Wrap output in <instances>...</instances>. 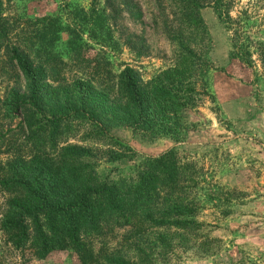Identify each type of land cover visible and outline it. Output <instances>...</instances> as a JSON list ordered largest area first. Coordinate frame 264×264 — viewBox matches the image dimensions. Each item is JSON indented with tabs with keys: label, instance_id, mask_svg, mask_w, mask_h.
I'll return each mask as SVG.
<instances>
[{
	"label": "trees",
	"instance_id": "trees-1",
	"mask_svg": "<svg viewBox=\"0 0 264 264\" xmlns=\"http://www.w3.org/2000/svg\"><path fill=\"white\" fill-rule=\"evenodd\" d=\"M233 3L154 0V23L175 50L172 66L145 81L135 68L116 76L108 61L88 58L82 34L51 16L16 31L0 0V66L14 79L0 100V232L20 264L68 250L79 264H153L157 249L196 245L193 219L204 177L193 162L171 148L126 173L103 175L94 145L108 148L110 157L124 155L131 148L111 134L114 128L168 134L185 110L198 107L212 65L206 7L232 30L231 57L253 67L256 54L264 79V41L254 44L234 26L247 16L233 19ZM142 14L136 0H104L83 18L92 40L142 56L150 53L148 38L126 24ZM69 64L78 69L70 77ZM118 229L125 232L113 246Z\"/></svg>",
	"mask_w": 264,
	"mask_h": 264
},
{
	"label": "rangeland",
	"instance_id": "rangeland-1",
	"mask_svg": "<svg viewBox=\"0 0 264 264\" xmlns=\"http://www.w3.org/2000/svg\"><path fill=\"white\" fill-rule=\"evenodd\" d=\"M4 16L16 31L44 16L56 18L64 26L76 28L85 42L88 58H101L110 63L118 75L126 67L138 70L149 80L173 64L174 47L154 23L158 11L154 0H136L143 14L134 21L126 17L130 30L144 32L151 46L148 55H137L126 46L118 48L92 40L83 18L104 0H3ZM233 19L247 16L240 27L254 44L264 41V0H233ZM208 27L211 67L205 74L203 94L195 109L185 110L175 132L149 135L131 128L116 127L111 134L131 148L121 156L110 157L108 148L98 146L97 164L100 174L116 175L145 156H159L177 148L180 156L193 162L204 178L197 200L196 245L174 243L157 249L153 264H264V79L257 55L253 67L231 57L232 30L221 22L211 7L202 10ZM246 13V14H244ZM128 16V15H126ZM241 25V26H240ZM65 40L68 35L63 34ZM254 48V47H253ZM0 66V100L8 98L14 84L10 74ZM67 76L76 68L66 66ZM71 143H80L70 140ZM93 146V144H89ZM123 152V151H121ZM120 152V153H121ZM5 196L0 192V215ZM125 230L118 229L111 239L113 246ZM0 258L5 264H20L19 254L6 246L0 232ZM28 264H79L71 251H56L46 259L29 260Z\"/></svg>",
	"mask_w": 264,
	"mask_h": 264
}]
</instances>
